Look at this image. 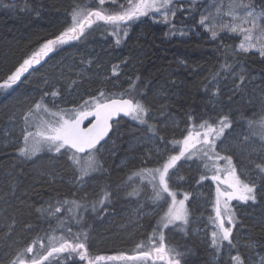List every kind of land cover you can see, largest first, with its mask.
Masks as SVG:
<instances>
[{
    "label": "trees",
    "instance_id": "1",
    "mask_svg": "<svg viewBox=\"0 0 264 264\" xmlns=\"http://www.w3.org/2000/svg\"><path fill=\"white\" fill-rule=\"evenodd\" d=\"M97 2L0 0V84L15 71L17 67H13L21 57H30L47 40L55 38L72 23L71 15L75 7L96 9ZM208 2L176 1L171 5L172 14L167 21L159 19L153 23L147 17L150 13L133 19L137 26L127 38L124 30L116 35L119 40L116 50H113L112 42L109 46L101 43L105 32L99 29V24L93 25L80 39L57 47L34 65L30 69L33 75L24 77L19 85L17 81L7 93L0 88V264H10L14 259L17 264L20 260L30 264L33 258L46 254L51 246L49 237L73 239L78 233L81 240L87 234L88 259L95 261L97 256L106 258L98 264H166L151 257L147 260L127 259L136 256L137 245L142 242L147 244L148 237L158 228L155 233L157 241L162 232L166 246L173 250L172 255L179 260V264H238L232 258L225 260L222 256L217 257L216 262L212 260L213 244L208 230L195 235L190 233L191 218L195 214L191 211L193 205L187 207V223L183 225V230L175 225L166 229L160 227V212L163 209L140 218L141 196H146L148 200L152 197L146 182L140 181L133 186L129 183L142 161L154 155V148L140 146L143 135H149L150 129H154V141L158 144L179 139L191 119L203 117V121L211 114L207 122L217 120V101L222 105L226 103L223 116L230 127L224 129V136L233 126H240L245 129L246 136L239 146L240 153H243L242 148H245L243 146L249 138L255 146L251 148L254 155L245 165L250 170V176L241 180L251 184L253 181L256 183L253 179L260 178L256 200L244 201V204L238 203L235 207L237 217L230 236L231 243H228L232 246L241 244H235L233 257L239 256L242 264H250L257 253H264V172L257 167H264V156L260 157V147L264 144V127H261L264 114L261 110L255 115L258 112L256 109L264 103V57L253 51H238V36L229 33L223 26L213 29L218 33L213 39L211 31L205 30L198 19ZM242 3L250 5L254 12L264 17V0H242ZM104 5L111 7V4ZM108 36L114 38V33ZM239 67L241 75L237 78L234 75ZM63 70L67 75H58ZM110 71H116V80ZM44 74L48 76L38 84L37 80ZM250 79L255 80V84L244 90L245 82ZM53 80L58 81L53 84L58 94L53 95L51 100L48 98L49 102H43L44 105L57 103L56 100L65 98L64 95L72 104V108L66 105L57 107L58 110L86 111L88 107L81 110L80 107H84L85 101L99 97L101 92L105 96L121 98V93H126L132 81H135V90L126 93L124 98L134 97L148 110L146 124L125 118L116 123L115 129L113 126L98 158L96 154H90H94V159L101 160L102 166L92 171L90 180L82 187H78L80 179L77 170L89 160V155L79 157V167L69 160L72 153L66 149L57 154L40 156V161L27 160L19 151L22 132L10 130L9 135L21 137L18 144L20 155L14 149L3 147L8 139L3 132L13 126L22 112L20 103L10 101L6 104L9 97L4 95H15L22 90L28 95L25 92L32 87L40 92L47 89V83ZM61 80H65L66 85L60 84ZM116 85L120 86V90L116 89ZM231 87L235 92H228ZM9 90L12 91L9 93ZM239 92L243 93L239 95ZM79 95L83 98H75ZM60 96L62 98H57ZM76 99L77 102H74ZM246 101L251 104L246 105ZM250 106L251 110L246 111L245 108ZM25 113L21 126L26 122ZM261 152L264 153V150ZM42 153L48 154L43 150L36 155ZM237 161L234 160L235 163ZM187 163L188 166L178 167L169 180L172 184L177 182L181 191L189 186L192 177L201 169L194 160ZM149 165L154 164H144ZM125 183L126 192L118 190ZM128 184L130 187H127ZM134 190L135 194H131ZM105 193L108 197L100 204ZM56 208H60V212L55 213ZM49 209L55 215H50ZM195 210L200 211L197 206ZM74 217H82L79 225ZM68 228H71V234ZM29 245L34 246V253L18 256ZM144 250L149 249L145 247ZM108 257L123 258L108 260ZM88 259L81 260L78 253L71 256L61 254L54 257L51 264H88Z\"/></svg>",
    "mask_w": 264,
    "mask_h": 264
},
{
    "label": "snow or ice",
    "instance_id": "2",
    "mask_svg": "<svg viewBox=\"0 0 264 264\" xmlns=\"http://www.w3.org/2000/svg\"><path fill=\"white\" fill-rule=\"evenodd\" d=\"M106 0H98L99 5L102 7ZM173 0H128L129 7L118 14H105L101 10H88L86 7L77 6L73 9L71 15L72 23L60 32L59 35L55 36L53 39H49L41 48L34 52L30 57L24 59L14 72L7 77L0 88H10L12 85L16 84L17 81L21 80L25 73H28L34 65H37L48 56L49 53L53 52L57 47L65 45L70 41H75L84 36L86 29H90L96 22L103 21L105 23H118L131 21L133 19L139 18L141 16H146L150 12H161L162 10L170 9ZM247 11V16L243 19L241 18L240 12ZM173 15L175 13L173 12ZM227 16L231 17L233 21H239V23H233L231 26L224 25L223 27L228 28L232 32L239 31L243 35V41L238 45V48L247 53L250 49H258L259 54L264 57V27L258 24L256 19L249 20L248 17L252 15L250 7L242 3V0H230L229 11L226 13ZM163 18L165 21L168 20L167 11H164ZM207 17H202L200 23L205 24ZM264 20V17L260 18ZM250 24V27H242V25ZM211 31L212 38L215 39L218 35L216 31ZM119 43V40H117ZM243 81V77L240 78ZM135 90V81H132L129 89L126 93H131ZM126 93H121L120 99L105 98L104 93L101 92L99 97L91 98L90 101H85L84 107L89 105H94V111L82 112L77 109H73L67 112L53 113L48 112V109L41 101H37L30 109L29 112L25 113V121L27 123L29 117L34 112H39L41 110L48 112V114L54 119L43 120L35 123L34 126L36 130L34 132H25V146L21 148L20 154L24 156H33L36 153L43 150L45 147L49 151L60 152L62 149L74 150L73 154L69 156V160L76 164L78 167L80 161L77 159L76 154L85 153L86 151L91 154L93 150L96 149L98 143L107 134L109 129V119L118 114L124 113L127 116H131L133 119L140 121L142 124H146V114L148 112L147 108L139 101L135 100L134 97L124 98ZM47 95V94H45ZM52 95H57L53 92ZM43 99V98H42ZM104 102H101V101ZM75 113V116H73ZM95 115L96 123L93 124L89 129L82 130L80 124L87 116ZM191 119V118H190ZM220 127L216 128L213 124L208 122H202L200 128L204 131H198L194 126H190L187 129V135L183 136L182 140L174 141V146H179V153L175 155L168 156L161 166L156 168H143L138 172L133 173V176L140 177L142 181H147L152 186L154 201H161L165 199V194L172 197V203L168 207V211L164 214L160 221V227L166 229L169 225L175 224L177 221L187 223V212L184 208V200L177 201L175 199V193L170 190L169 179L170 170H173L177 166V162L181 161L182 158H192L201 157L212 159H221V157L215 155V144L216 139L219 138L225 128L230 127L227 122V118L222 117L220 120ZM251 121L249 124L251 125ZM151 128L152 126L149 125ZM261 127H264V120L261 121ZM202 137V139H201ZM163 139V138H161ZM228 159L231 165V158ZM89 161L93 167L98 166L94 157L89 155ZM207 167V164H206ZM261 172H264V167L257 166ZM80 177H78L79 179ZM205 179V177H201ZM212 180L218 181L219 176H212ZM227 185V189L221 191L219 187L216 190V222L217 231L212 232V244L217 246L218 241H228L231 243L230 236L232 233L231 227L225 226V220L229 225L234 222V214L232 210L228 207L227 201L232 199H238L240 201H255V186L248 183H244L236 174V170L233 167L229 172V179L223 181ZM135 194V190L133 193ZM108 194L105 193L99 201L100 204L104 203L107 199ZM221 197L225 198V203L223 209H221ZM187 199V195L185 196ZM65 204L68 201H64ZM75 203V202H73ZM79 207V205H76ZM60 212V208L55 209V213ZM54 212L49 209L50 215H55ZM76 223L80 224V219H76ZM61 227H63V222H61ZM153 230V234L148 237L147 244L143 242L137 245L138 254L134 257H127L130 260H147L152 258L153 260H159L166 262V264H179V260L175 259L172 255L173 250L169 249L165 244V238L163 233L159 237V241L156 239V231ZM71 228H68V233L71 234ZM86 236L84 234V240H81L80 234H76L73 239H65L64 237L56 238L49 237L50 247L46 254L39 256V258H33L30 264H51L54 257H59L61 254H68L71 256L73 253H78L81 260L88 259L87 257V247H86ZM58 244V246H57ZM158 244V246H157ZM43 248L44 245L42 244ZM148 247V251L144 248ZM35 249L33 245H29L22 253L19 255H26L34 253ZM178 255V254H177ZM123 257H108V260L120 259ZM103 256H97L95 261L88 259V264H98L99 261L105 260ZM233 260L237 261L238 264H242L239 256L232 257ZM10 264H17V260L14 259ZM19 264H25V261L20 260Z\"/></svg>",
    "mask_w": 264,
    "mask_h": 264
},
{
    "label": "rangeland",
    "instance_id": "3",
    "mask_svg": "<svg viewBox=\"0 0 264 264\" xmlns=\"http://www.w3.org/2000/svg\"><path fill=\"white\" fill-rule=\"evenodd\" d=\"M176 1H179V0H173V3ZM208 1H210V2H208V4L203 8V10L201 11L200 17H198L199 22L201 21L202 17L208 18L206 23L203 24V27L205 30H209V29L213 30V29H215V27L224 26V25L231 26L233 23H237V24L239 23V21H233L231 19V17L226 15V13L229 11L230 0H208ZM134 2H135V0H134ZM105 4H111V7L110 6L105 7V5H103L101 7L99 5V3L97 2V5H96L97 8L96 9L90 8L89 10H101V11H104L105 14L113 15V14L121 13L129 7L128 0H106ZM245 5H247V4H245ZM248 6L250 7V5H248ZM164 11H167L168 17L171 16V14H172L171 9H166V10H162L161 12H150V15L147 17H149L153 23H156L157 21H159V19L164 20V18H163ZM250 11H251L252 15L250 17H248L249 20L256 19L258 24H260L261 27H264V20L260 19L261 17H263V15L258 13V12H254L253 8H251V7H250ZM240 15H241V18L243 19L245 16H247V11H241ZM141 17H144V16H141ZM101 23L106 24L107 26L111 27V29H109V31L106 34H111L113 32H116V33L119 32L120 25L123 24V22L105 23L103 21H100V22H96L94 25L101 24ZM250 26H251L250 24L242 25V27H250ZM223 28L226 29L229 33L236 34L238 36V38H239L238 45L243 41V35L239 31L232 32L230 30V27H228V28L223 27ZM170 35H172V34H170ZM238 51H241V50L238 48ZM250 51H253V52H256L259 54L258 49H250L248 52H250ZM240 72H241V67H239V69L236 72V75H234V77L239 78V74L241 75ZM61 73L63 75H65V74L67 75V73H65L64 70L60 71V73H58V75ZM45 76H48V75L44 74L43 77H41L40 79L37 80V81H39L38 84L42 80L46 79ZM253 82H255V80L250 79V80L246 81L245 82L246 84L243 86V89L244 90L248 89L250 84H255ZM54 83H58V81L53 80L51 82H48L47 83V85H48L47 89L42 90L40 92L38 89H36V91H34L32 89L33 88L32 87L29 90H27V92H25V93H28V95L23 94V90L18 91V93H15V95H14V93L11 94V96L13 95V98H11V96L8 94L4 95V97L8 96L9 98H11V99H9V98L6 99V104H8L10 101L18 102V104L20 103V106L22 108V112L19 116H17V119L13 123V126L9 127L8 130H5V132H3V133H5L4 136L6 137V139L8 138L7 143L3 146L4 149H9V148L11 150L14 149L16 151L17 155L19 156L20 154L18 152V147H19L18 144L20 143L19 141H21V139H20L21 137L20 136H12L11 133L9 135V130L11 132L14 131L16 133L22 132L23 141H22L21 148H23L25 146L24 136H25L26 131L27 132H34L36 130L34 124L39 122L41 119H43V120L54 119V117L50 116L48 114V112H53V113L67 112V110H65V109H62V110L57 109V107H64L66 105H68L69 108H72V104L70 103V101H68L66 96L63 94L65 98L56 100L57 103H45V104H47L45 106L47 107L48 112H45L43 110H41L39 112H34L31 115V117L28 119L27 123L25 122L23 124V126H21L23 114L25 112H29L30 109H33V106L36 104L37 101H41L42 104L44 105L43 102H46V101L49 102V100H51L53 98V95H52L53 92L58 94V90H56L55 87L53 88ZM38 84H36V87ZM60 84L66 85V81L61 80ZM117 87L118 86L116 85V88ZM250 88L251 87H249V89ZM8 89L9 88H7V89L4 88L3 93H7ZM11 91L12 90H9V93ZM228 92L232 93V92H235V90H233L231 87L228 89ZM131 93H133V92H131ZM242 93L243 92H239L238 94L241 95ZM45 94H47V95H45ZM66 95H67V93H66ZM82 95H79L75 98H83ZM48 96H50V97H48ZM42 98H47V100L42 99ZM48 98H50V99L48 100ZM57 98H62V96L57 97ZM74 102H77V99ZM214 102H216V101H214ZM211 103H213V102H211ZM222 104L223 103H221L220 101H217L216 112L218 111L219 113H216L215 116L218 117V114H219V117L217 120L211 122V124H213L216 128H219L221 126L219 122H220L221 118L225 116V115L223 116V114H224L223 112L225 111L226 103L224 105H222ZM245 104L250 105L251 102L246 101ZM52 106H56V107H52ZM91 107H93V105L88 106L89 109ZM81 108H86V107L82 106V107H80V110H81ZM250 108H251V106L249 108L248 107L245 108V110L246 111L251 110ZM261 110L264 114V103L262 104V106L259 109H256V111H258V112L254 111V112H256L255 115L257 113H261ZM73 116H75V114H73ZM210 116H211V114L206 116L203 121H202L203 117H198L197 119H191L190 124L185 129L183 128L185 130L184 135H187V129L190 126H194L195 129L198 131H201V132L204 131V129H201L199 126L202 122L209 121ZM127 117H128V119H130L133 122H137L138 124H142V123H140V121L133 119L131 116H127ZM196 121H198V122H196ZM191 122H196V123H191ZM153 130L154 129H150L149 135L145 134V136L144 135L142 136L143 138H142V142H141L140 146L143 148H145L146 146H150V147L154 148V155H152V157L149 156L146 160H143L141 163L143 166L142 165L138 166L136 168V170H137L136 172H138L140 169H143V168L159 167L162 165V163L164 162V160L168 156L175 155V154L179 153V146H174L173 142L177 141V140H182L184 135L182 137H180L179 139H176L173 141L172 140H166V143L158 144V143H155L156 141H154L155 137L153 136ZM224 134H225V130H224L223 134L221 135V139L219 140L220 137L216 139V144H215V155L221 157V159L209 160L208 158H201L199 156L192 157V158H182L181 161L177 162V166L173 170H170V176L173 174H176V172L178 171V167L183 166V165H186V166L189 165L187 163L188 160H194L197 164H199V166L201 168L200 171L198 172V174H196L195 176L192 177L193 180L191 181V183L189 184V186L186 189L181 191V189L179 187H177V182L172 184L169 181V185H170V190L176 194L175 199L177 201L184 200V208L187 212V216H188V210H187L188 205L189 204L191 206L193 205L192 206L193 208L192 209L190 208V209H191V211L195 212V214L191 218L192 228H190V233L195 235V234L205 232L206 230H208V232H210L209 239L212 238V232L218 230L217 222H216V211H215L217 187H219L221 189V191H224L227 189V185L224 184L223 181L225 179H229V172L231 171V169L233 167L235 168L236 174L240 178V180L249 178L250 170H248L245 165H246V161H248L252 157V155H254L253 151H251V148H255V146L253 145L251 138L247 139L245 145L243 146V147H245V148H242L243 153H240V151H239V146H241L242 141H244V139L246 138L245 129H243L240 126H236V127L233 126V129H231V131H229V133L227 135L224 136ZM222 138H223V143L220 142L222 140ZM201 139H202V137H201ZM160 142H162V141L160 140ZM167 149H169V152L167 151ZM246 149L249 151L247 152ZM260 149L264 150V144L262 147H260ZM43 150L47 151L48 154L42 153V154L36 155V154L42 152ZM43 150L36 153L35 156L34 155L33 156H26L24 158L27 160H39L40 156L53 155V154L58 153L55 151H49L46 147ZM170 150H171V153H170ZM261 150H260V157H263L264 155H262V154H264V153L261 152ZM92 153L96 154L97 158H98V155L102 153V149L96 148V150H93ZM94 154L91 156L93 157ZM76 157H77V159H79L80 156L76 155ZM229 157L231 158V165L229 164L228 159H226ZM97 158L95 159V161L97 162L98 166L93 167L91 165V162L89 160H86V162L77 170L78 171V177H80L79 178L80 184L78 185V187H82L84 184H86L90 180L89 178H91L92 171L96 170L99 166H102L101 160H99ZM234 160H238L237 163H235ZM179 163H180V165L178 166ZM144 164H154V165L144 166ZM206 164H207V167H206ZM244 166H245V168H244ZM214 175L219 176L220 179L218 181L212 180L211 177ZM202 176L205 177V179L202 180L201 179ZM254 176L256 177V175H254ZM138 178L139 177L133 176L129 183L132 186L137 184V183H140V181H142V180H140ZM259 179H253V180H256V183L253 181L250 184V185H253L255 183V188H256L255 189V195L256 196H258L257 189H258ZM144 182H146L145 184L148 187V192L150 193L151 197H153L154 193H153L151 184H149L147 181H144ZM127 187H130V185L128 184ZM118 190L126 192V183L123 184L122 187H120ZM209 191H210V193H209ZM186 195H187V199H185ZM125 196L127 197V194H125ZM171 203H172V197L167 196V194H165V199L161 200V201H154L153 199L148 200V198L146 196H141V205L139 206L140 207L139 216L141 218L143 216L151 214L155 210L163 209V212H160L162 214V217H163L164 214L168 211V207ZM224 203H225V198L221 197V209H223ZM227 204H228V207L232 210V212L234 214V221H235L236 217H237L236 216V210L237 209L235 207L237 206V204L238 205L244 204V201H240V200L234 198L230 201H227ZM195 206H197L199 208V210H200L199 212L197 210H195ZM184 224L185 223H183L181 221H177L173 225L178 226L180 229H182ZM233 225H234V222H233V224L229 225L227 223V220H225V226L226 227L233 228ZM235 235H234V237H236ZM235 244L237 246L241 245L240 243H235ZM235 244H233V246H232L231 244L228 243V241H218L217 246L212 247V255H211L212 260L216 262L217 257H219V256H222L225 260H228V258H232L235 255V252L233 251V248L236 247ZM250 264H264V253H257L254 256V259L250 261Z\"/></svg>",
    "mask_w": 264,
    "mask_h": 264
},
{
    "label": "flooded vegetation",
    "instance_id": "4",
    "mask_svg": "<svg viewBox=\"0 0 264 264\" xmlns=\"http://www.w3.org/2000/svg\"><path fill=\"white\" fill-rule=\"evenodd\" d=\"M137 26V24H136V22H134L133 20H131V21H126V22H123V24H121L120 25V30H119V32L120 31H122V30H124V32H125V37L127 38L128 36H129V34H130V32L132 31V29H134V27H136ZM116 28V27H115ZM99 29L100 30H102L103 32H105V36H102V41H101V43L102 44H105V45H108L109 46V43L110 42H112V47H113V50H116V47H118L117 46V39H116V35L119 33V32H113L114 33V38H112V37H110V36H108L109 34H106L108 31H109V29H111V27L110 26H107L106 24H103V23H101V24H99ZM125 38V39H126ZM39 50V49H38ZM24 59H25V56H23V57H21V59L14 65V67H13V69L15 68V67H18L21 63H23V61H24ZM111 73V76H115V78H114V80H116V71H110ZM32 74V71L31 70H29V72H28V75H23L22 76V78H21V80H19L18 81V85L20 84V82L24 79V77H27V76H30ZM13 86V85H12ZM122 87H126V86H122ZM111 88H114V87H112L111 86ZM118 88V90H120V86H118L117 87ZM116 88V89H117ZM105 96V95H104ZM105 98H111V99H113V98H116L115 96H112V95H109V96H105ZM101 102H104V101H101ZM93 108H94V105H93ZM121 119H125V118H121ZM121 119H119L118 121H116V122H114L113 123V125H112V129H113V126H114V129H115V127H116V123H118ZM111 132H112V130H111Z\"/></svg>",
    "mask_w": 264,
    "mask_h": 264
},
{
    "label": "water",
    "instance_id": "5",
    "mask_svg": "<svg viewBox=\"0 0 264 264\" xmlns=\"http://www.w3.org/2000/svg\"><path fill=\"white\" fill-rule=\"evenodd\" d=\"M115 99H120V98H115ZM88 111H94V108L93 109H91V110H88ZM84 112H86V111H84ZM127 115H125L124 113H118V114H116V115H114V116H112L110 119H109V129H108V132H107V134L103 137V139L98 143V145H97V147L96 148H98V147H100L102 144H104L107 140H108V138H109V136H110V133H111V130H112V125H113V123L114 122H116V121H118L119 119H121V118H124V117H126ZM96 123V117H95V115L93 114V115H91V116H87L84 120H82V122H81V124H80V128L82 129V130H87V129H89L93 124H95ZM71 152H74V150H71ZM88 152L86 151L85 153H78L77 155H86Z\"/></svg>",
    "mask_w": 264,
    "mask_h": 264
},
{
    "label": "bare ground",
    "instance_id": "6",
    "mask_svg": "<svg viewBox=\"0 0 264 264\" xmlns=\"http://www.w3.org/2000/svg\"><path fill=\"white\" fill-rule=\"evenodd\" d=\"M71 152V151H70ZM73 154V152H71ZM77 155V154H76ZM80 156V155H79Z\"/></svg>",
    "mask_w": 264,
    "mask_h": 264
}]
</instances>
